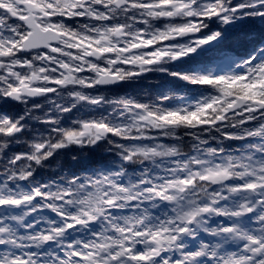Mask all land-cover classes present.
<instances>
[{
    "label": "snow or ice",
    "instance_id": "1",
    "mask_svg": "<svg viewBox=\"0 0 264 264\" xmlns=\"http://www.w3.org/2000/svg\"><path fill=\"white\" fill-rule=\"evenodd\" d=\"M245 17L264 0H0V264H264Z\"/></svg>",
    "mask_w": 264,
    "mask_h": 264
},
{
    "label": "trees",
    "instance_id": "2",
    "mask_svg": "<svg viewBox=\"0 0 264 264\" xmlns=\"http://www.w3.org/2000/svg\"><path fill=\"white\" fill-rule=\"evenodd\" d=\"M262 20H264V18L245 17V19L243 21L237 22V24L241 28H243V27L254 28V27L258 26L262 22ZM247 50H249V49H247ZM164 75H166V74H160V73L148 74L147 79H140V80H136V81L126 82V85H122L118 88H114V90L116 93H118L120 95H123L126 93L137 94V93H139L145 89L151 91V90L155 89L156 87H159V85H157L155 83H150V81L160 80L159 78H161ZM101 111H103V109Z\"/></svg>",
    "mask_w": 264,
    "mask_h": 264
},
{
    "label": "clouds",
    "instance_id": "3",
    "mask_svg": "<svg viewBox=\"0 0 264 264\" xmlns=\"http://www.w3.org/2000/svg\"><path fill=\"white\" fill-rule=\"evenodd\" d=\"M86 94H87V93H86L83 89L80 90V95H81V96H84V95H86ZM70 97H71V94H70V93L65 95V99H69ZM77 103H79V100H77ZM42 161H43V157H40V158L38 159V161H37L38 166L48 167L47 165H44V164L42 163ZM24 171H26V166H22V172H24ZM33 171H35V169H33Z\"/></svg>",
    "mask_w": 264,
    "mask_h": 264
}]
</instances>
